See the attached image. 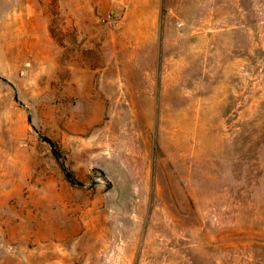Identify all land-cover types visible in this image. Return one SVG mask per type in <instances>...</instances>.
<instances>
[{"label": "rangeland", "instance_id": "rangeland-1", "mask_svg": "<svg viewBox=\"0 0 264 264\" xmlns=\"http://www.w3.org/2000/svg\"><path fill=\"white\" fill-rule=\"evenodd\" d=\"M0 264H264V0H0Z\"/></svg>", "mask_w": 264, "mask_h": 264}]
</instances>
